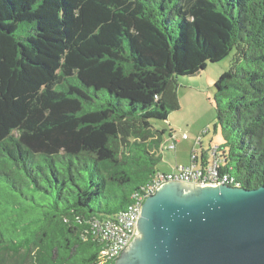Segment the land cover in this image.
Instances as JSON below:
<instances>
[{
    "label": "trees",
    "instance_id": "1",
    "mask_svg": "<svg viewBox=\"0 0 264 264\" xmlns=\"http://www.w3.org/2000/svg\"><path fill=\"white\" fill-rule=\"evenodd\" d=\"M231 51L214 159L252 190L264 186V0H0V264H97L92 224L159 173L151 121L179 110L178 78Z\"/></svg>",
    "mask_w": 264,
    "mask_h": 264
},
{
    "label": "water",
    "instance_id": "2",
    "mask_svg": "<svg viewBox=\"0 0 264 264\" xmlns=\"http://www.w3.org/2000/svg\"><path fill=\"white\" fill-rule=\"evenodd\" d=\"M114 264H264V186L164 183Z\"/></svg>",
    "mask_w": 264,
    "mask_h": 264
},
{
    "label": "rangeland",
    "instance_id": "3",
    "mask_svg": "<svg viewBox=\"0 0 264 264\" xmlns=\"http://www.w3.org/2000/svg\"><path fill=\"white\" fill-rule=\"evenodd\" d=\"M233 55L234 51H231L224 60L216 63H207L206 68L194 77L178 78L177 96L179 99V110L170 113L166 121H151L152 127L162 133L161 138L165 142L164 144L171 142L172 137L178 139L174 151L173 149H165L160 152L161 160L156 165L159 172L166 173L173 171L177 166L189 165L191 162V150L199 153L202 148L212 159V148L222 146V132L216 125L215 120L214 85L217 79L229 70ZM183 134L188 139L182 140L181 136ZM7 199L8 184L0 182V239L2 237L4 242ZM37 199L41 201V197L38 196ZM19 234L21 238H25L22 232H19ZM4 242L0 243V253L2 254H4ZM29 243L30 240L26 239L20 245L23 250H26ZM8 248L12 252L18 251V245L10 244Z\"/></svg>",
    "mask_w": 264,
    "mask_h": 264
},
{
    "label": "built area",
    "instance_id": "4",
    "mask_svg": "<svg viewBox=\"0 0 264 264\" xmlns=\"http://www.w3.org/2000/svg\"><path fill=\"white\" fill-rule=\"evenodd\" d=\"M182 140L187 136L183 134ZM176 140L164 144L162 149L174 150ZM215 146L212 148V154L215 156ZM192 161L189 165L177 166L173 171L154 175L153 179L138 192L133 195V203L121 212L114 220L98 222L92 224V233L94 237L102 244V249L98 254L97 264H105L117 259L120 253L129 246L136 232V221L140 217L141 204L145 199L154 194L164 183L172 181L186 182L187 184L206 186L229 185L230 187H239L229 174L221 173L218 161L202 164L197 163L196 156L192 155Z\"/></svg>",
    "mask_w": 264,
    "mask_h": 264
},
{
    "label": "crops",
    "instance_id": "5",
    "mask_svg": "<svg viewBox=\"0 0 264 264\" xmlns=\"http://www.w3.org/2000/svg\"><path fill=\"white\" fill-rule=\"evenodd\" d=\"M172 137V136H171ZM177 138V137H176ZM186 139H188V138H186ZM185 139V140H186ZM176 140V143H177V140L178 139H175ZM181 140V139H180ZM168 141V140H167ZM201 146H202V144H201ZM174 150H175V148H174ZM173 150V151H174ZM192 154H194L195 156H196V162L197 163H202V164H206V163H209V162H212L213 161V159H214V156L212 157V159H210V156H209V154L206 152V151H204V150H202V148L200 149V151H199V153L198 152H196V151H192L191 150V156H192ZM191 161H192V159H191ZM186 165V164H185Z\"/></svg>",
    "mask_w": 264,
    "mask_h": 264
}]
</instances>
